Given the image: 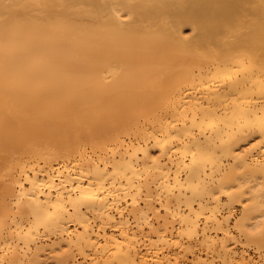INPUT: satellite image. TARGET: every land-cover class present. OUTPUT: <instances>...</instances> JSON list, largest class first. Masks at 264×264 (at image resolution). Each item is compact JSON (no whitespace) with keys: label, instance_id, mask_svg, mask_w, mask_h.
Masks as SVG:
<instances>
[{"label":"bare ground","instance_id":"1","mask_svg":"<svg viewBox=\"0 0 264 264\" xmlns=\"http://www.w3.org/2000/svg\"><path fill=\"white\" fill-rule=\"evenodd\" d=\"M264 264V0H0V264Z\"/></svg>","mask_w":264,"mask_h":264},{"label":"rangeland","instance_id":"2","mask_svg":"<svg viewBox=\"0 0 264 264\" xmlns=\"http://www.w3.org/2000/svg\"><path fill=\"white\" fill-rule=\"evenodd\" d=\"M261 264V263H260Z\"/></svg>","mask_w":264,"mask_h":264}]
</instances>
